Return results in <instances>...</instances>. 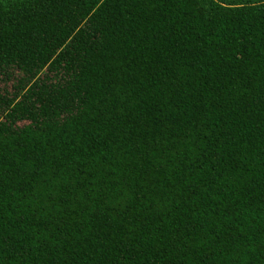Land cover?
Returning <instances> with one entry per match:
<instances>
[{
    "label": "trees",
    "instance_id": "1",
    "mask_svg": "<svg viewBox=\"0 0 264 264\" xmlns=\"http://www.w3.org/2000/svg\"><path fill=\"white\" fill-rule=\"evenodd\" d=\"M0 264H264V0H0Z\"/></svg>",
    "mask_w": 264,
    "mask_h": 264
}]
</instances>
